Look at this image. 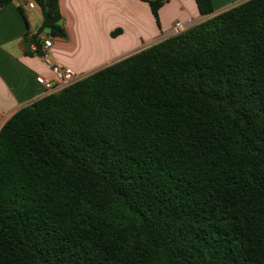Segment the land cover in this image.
Instances as JSON below:
<instances>
[{
  "label": "trees",
  "instance_id": "1",
  "mask_svg": "<svg viewBox=\"0 0 264 264\" xmlns=\"http://www.w3.org/2000/svg\"><path fill=\"white\" fill-rule=\"evenodd\" d=\"M143 1L159 22L164 1ZM42 15L40 56L41 34L66 37L59 0ZM0 264H264V0L16 112Z\"/></svg>",
  "mask_w": 264,
  "mask_h": 264
},
{
  "label": "crops",
  "instance_id": "2",
  "mask_svg": "<svg viewBox=\"0 0 264 264\" xmlns=\"http://www.w3.org/2000/svg\"><path fill=\"white\" fill-rule=\"evenodd\" d=\"M212 1L213 14L202 16L195 0H168L157 22L143 0H59L66 37L41 35L52 39V62L71 69L80 81L175 36L177 22L195 26L249 0ZM31 2L36 4L15 0L0 8V129L20 109L61 91L48 92L37 81L54 80L55 74L42 56L31 54L35 45L29 38L43 22L42 8H30Z\"/></svg>",
  "mask_w": 264,
  "mask_h": 264
},
{
  "label": "built area",
  "instance_id": "3",
  "mask_svg": "<svg viewBox=\"0 0 264 264\" xmlns=\"http://www.w3.org/2000/svg\"><path fill=\"white\" fill-rule=\"evenodd\" d=\"M164 2H167L168 0H163ZM30 8H35L36 4L34 2H31L29 4ZM192 22L188 23H182V22H177L174 27V34H180L186 30L189 29V27L192 26ZM40 40L43 42V47H42V59L45 64L49 65L52 67L53 72L55 74V79L54 80H46L42 77H39L37 81L39 84H41L46 91L48 92H54L57 90H62L73 83L77 81V78L74 74V72L69 69V68H62L56 64H54L50 58L48 49L51 48L53 42L50 37L47 36H39ZM36 51V46L33 48Z\"/></svg>",
  "mask_w": 264,
  "mask_h": 264
},
{
  "label": "water",
  "instance_id": "4",
  "mask_svg": "<svg viewBox=\"0 0 264 264\" xmlns=\"http://www.w3.org/2000/svg\"><path fill=\"white\" fill-rule=\"evenodd\" d=\"M36 2V4L40 7V8H43L44 6V0H34ZM26 45L29 46L28 43H26Z\"/></svg>",
  "mask_w": 264,
  "mask_h": 264
},
{
  "label": "rangeland",
  "instance_id": "5",
  "mask_svg": "<svg viewBox=\"0 0 264 264\" xmlns=\"http://www.w3.org/2000/svg\"><path fill=\"white\" fill-rule=\"evenodd\" d=\"M193 27V26H192ZM174 35H177V34H174Z\"/></svg>",
  "mask_w": 264,
  "mask_h": 264
}]
</instances>
